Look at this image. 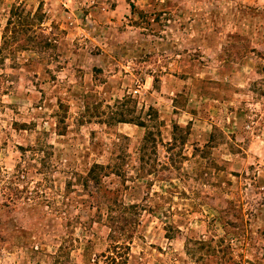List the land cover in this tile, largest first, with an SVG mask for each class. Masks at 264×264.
Listing matches in <instances>:
<instances>
[{
  "label": "rangeland",
  "instance_id": "374dc122",
  "mask_svg": "<svg viewBox=\"0 0 264 264\" xmlns=\"http://www.w3.org/2000/svg\"><path fill=\"white\" fill-rule=\"evenodd\" d=\"M20 4L41 10L50 46L0 54V169L12 173L17 145L38 141L53 146L56 167L45 197L5 206L0 193V264H93L108 252L105 219L66 181L122 147L136 160L146 128L100 121L150 106L158 163L173 156L182 168L123 194L148 208L125 264H264V0H0V48ZM126 96L134 101L114 105ZM174 124L185 129L169 152Z\"/></svg>",
  "mask_w": 264,
  "mask_h": 264
},
{
  "label": "trees",
  "instance_id": "16d2710c",
  "mask_svg": "<svg viewBox=\"0 0 264 264\" xmlns=\"http://www.w3.org/2000/svg\"><path fill=\"white\" fill-rule=\"evenodd\" d=\"M134 4H132V7ZM38 8L35 13L25 12L23 6L14 5L10 11V17L3 31V43L0 48V54L9 55L15 58L19 52L31 51L40 53L41 47H49L50 37L44 35L43 14ZM40 32H39V31ZM45 38L41 40L40 38ZM134 100L130 96H126L122 100H116L114 105L127 106ZM85 108H89V98L84 100ZM112 108V106H109ZM124 108V107H121ZM135 113L131 108L117 109L112 111L110 120H101L106 125L118 123H134L146 128V133L136 151L138 157L136 160L132 158L126 147H122L121 152L114 155L112 162L93 163L85 172H72L66 181L65 191L72 190L74 184H80L85 191V198L81 200L82 204L95 208V214L92 216L95 221H103L108 227V240L110 249L108 252L95 254L91 262L99 264H125L128 260L130 252V242L140 225V216L142 211L147 210V205L138 202L127 203L123 198V194L130 192L132 197L137 193V180L147 179L146 187L152 188L153 178L157 180H169L171 177L166 176L165 172L173 173L174 169L182 167L175 166V160L169 157V162L158 163V138L161 136L159 114L152 106L147 112L137 116H129ZM105 114V113H103ZM152 122L154 124H152ZM150 124H152L150 126ZM185 129L179 124H174L173 140L168 145V151L176 147L178 138L176 134ZM128 141L130 138L124 136ZM214 135L210 136V141L214 140ZM181 144H184V134L180 138ZM119 145V144H117ZM21 151L14 171L9 173L6 169H0V193L4 196L1 204L8 205L25 194V197L31 196L45 197V189L41 188L48 180V173H51L56 167L54 164L55 152L53 146H45L40 141L30 146L17 145ZM36 168L37 173L43 174L42 180L36 181L33 188L30 186L29 173L30 170ZM132 171V173H130ZM75 178L74 183L72 178ZM116 176L119 179L118 186L112 188L109 186L106 178ZM153 178L151 179V177ZM168 178V179H167ZM30 182V183H29ZM114 181H110L113 183ZM46 194V193H45ZM90 202V203H89ZM151 207V206H150ZM63 248H60L62 250ZM90 262V263H91Z\"/></svg>",
  "mask_w": 264,
  "mask_h": 264
}]
</instances>
